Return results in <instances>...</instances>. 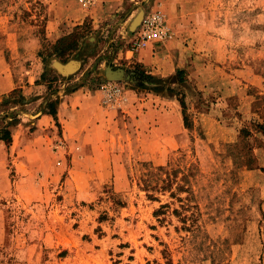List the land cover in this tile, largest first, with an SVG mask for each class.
<instances>
[{
    "label": "rangeland",
    "instance_id": "374dc122",
    "mask_svg": "<svg viewBox=\"0 0 264 264\" xmlns=\"http://www.w3.org/2000/svg\"><path fill=\"white\" fill-rule=\"evenodd\" d=\"M158 5L170 38L151 46L158 73L150 75L130 62L129 26ZM89 7L0 0V74L38 81L0 93L7 153L15 126L26 138L55 98L99 91L106 69L131 79L109 82L125 100L98 103L94 124L75 139L64 140L56 123L49 149L26 158L37 164L31 172L16 173L6 157L0 264H264V0H122L100 17H66ZM51 19L60 32L49 30ZM75 28L77 47L48 55L50 41ZM69 62L77 68L68 73L53 66ZM145 95L172 99L178 113L183 99L175 140L141 127L145 109L135 104Z\"/></svg>",
    "mask_w": 264,
    "mask_h": 264
},
{
    "label": "crops",
    "instance_id": "0c3cea01",
    "mask_svg": "<svg viewBox=\"0 0 264 264\" xmlns=\"http://www.w3.org/2000/svg\"><path fill=\"white\" fill-rule=\"evenodd\" d=\"M93 4L85 12H74L67 14L66 17L73 19L76 22H80L85 18H95L100 17L104 13L109 14L113 12L122 0H92ZM63 11H67L63 8ZM57 21L53 19L49 21V30H56ZM62 27V26H61ZM50 36V35H49ZM50 41L53 44L55 40ZM153 45H148L143 49H140L136 54L125 53V58L127 61L131 58L130 62L135 63L141 68H143L150 75L158 73V70L154 69V63L157 62V56L155 53H151V48ZM130 55L128 59L127 55ZM24 83L22 85H17L9 74H0V93L1 95L7 93L11 89H24L30 88L34 85L35 77L24 78ZM21 82V81H19ZM3 88V90H2ZM140 102L135 104V107H143L145 111L142 112L143 115L138 114V122L141 127H150L149 132L158 136L157 138L161 141L165 140H175L177 134L181 131V116L177 112L175 101L172 99H163L154 95H145L139 98ZM98 103L101 104V94L99 91L93 93H87L86 91H74L69 95L60 99L55 108V119L56 123L61 129V135L64 140L75 139L77 131L81 128H89L94 124L93 113L99 107ZM154 103V106L152 105ZM170 106L171 112L167 115L165 113L164 106ZM103 106V105H102ZM157 108V109H156ZM133 110V108H132ZM156 118L154 124L157 127L154 129L151 118ZM145 118L147 120H145ZM151 119V120H150ZM149 122V123H148ZM148 123V124H147ZM33 130L29 132L28 136L25 138L23 135L21 124L15 126L14 130V141L15 146L9 153L6 152V147L3 142L0 141V196L4 195L10 188L9 182V170L6 169L4 164L6 157H10V162L15 172L18 173L24 169L26 172H31L37 164L35 162L25 164L27 158H36L40 156L42 149H49V144L54 139L53 134L56 127L54 126L53 119L46 114H38L32 124ZM18 127V128H17ZM80 131V130H79ZM44 154H42L43 156ZM46 155V154H45ZM22 167V169H20ZM5 214L4 210L0 209V244L3 241V236L5 233Z\"/></svg>",
    "mask_w": 264,
    "mask_h": 264
},
{
    "label": "built area",
    "instance_id": "2783aa9c",
    "mask_svg": "<svg viewBox=\"0 0 264 264\" xmlns=\"http://www.w3.org/2000/svg\"><path fill=\"white\" fill-rule=\"evenodd\" d=\"M78 2L85 8L93 4L92 0H78ZM169 38L170 30L158 5L141 17L138 26L133 31L129 47L132 52H137L147 45H155ZM98 90L101 94V104L103 106H115L125 100L122 89L118 84L106 82L99 85Z\"/></svg>",
    "mask_w": 264,
    "mask_h": 264
},
{
    "label": "trees",
    "instance_id": "16d2710c",
    "mask_svg": "<svg viewBox=\"0 0 264 264\" xmlns=\"http://www.w3.org/2000/svg\"><path fill=\"white\" fill-rule=\"evenodd\" d=\"M80 28H75L74 32L71 34H68L67 36H62L58 39L55 40V42L53 44L49 45V49L48 50V55H53L59 59L63 58L64 55L68 52L73 51L76 47H77V43H78V39L80 37L79 32L77 31ZM136 71V69H134ZM140 76L145 77L148 80H153L154 78H152V76L150 75H146L143 74L142 72H138ZM175 76H176V81L177 83H181L182 79V72L181 70H177L175 72ZM43 78V74L40 75V80H42ZM34 84H38V81H35ZM140 87V85H139ZM46 88L48 89V86L46 85ZM73 90H70L69 92H73ZM14 92V91H13ZM58 98H55L54 101H51L47 104V110L45 112H43V114H46L48 116H50L53 121H54V125L57 127L56 124V119H55V108L56 105L58 104ZM178 106L180 108V116H181V120L183 123V126L185 125V106H184V102L182 98H177L176 99ZM0 141L3 142L5 145H8L10 143V134L8 132V130L6 128H4L3 130H0ZM162 208V207H160ZM176 213V212H174Z\"/></svg>",
    "mask_w": 264,
    "mask_h": 264
},
{
    "label": "water",
    "instance_id": "95a60500",
    "mask_svg": "<svg viewBox=\"0 0 264 264\" xmlns=\"http://www.w3.org/2000/svg\"><path fill=\"white\" fill-rule=\"evenodd\" d=\"M142 17L141 13H138L131 21L129 28H131V32L135 30V28L138 26L140 19ZM138 20L135 24V20ZM54 68L61 74L68 73L71 70L77 68V63L75 62H69L65 65H60L58 63H55ZM104 78L108 82H114V81H121V82H131L130 74L126 73L122 69H106L104 72Z\"/></svg>",
    "mask_w": 264,
    "mask_h": 264
},
{
    "label": "bare ground",
    "instance_id": "6f19581e",
    "mask_svg": "<svg viewBox=\"0 0 264 264\" xmlns=\"http://www.w3.org/2000/svg\"><path fill=\"white\" fill-rule=\"evenodd\" d=\"M137 21H138V20L136 19L134 23L136 24V23H137Z\"/></svg>",
    "mask_w": 264,
    "mask_h": 264
}]
</instances>
